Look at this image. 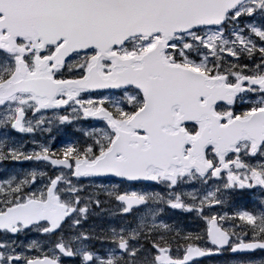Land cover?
Masks as SVG:
<instances>
[{
    "label": "snow or ice",
    "instance_id": "1",
    "mask_svg": "<svg viewBox=\"0 0 264 264\" xmlns=\"http://www.w3.org/2000/svg\"><path fill=\"white\" fill-rule=\"evenodd\" d=\"M0 264H264V0H0Z\"/></svg>",
    "mask_w": 264,
    "mask_h": 264
}]
</instances>
